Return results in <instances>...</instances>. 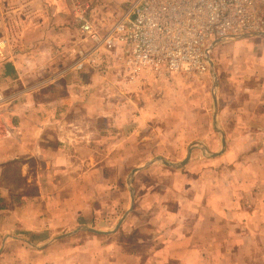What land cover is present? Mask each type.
<instances>
[{"label":"crops","instance_id":"obj_1","mask_svg":"<svg viewBox=\"0 0 264 264\" xmlns=\"http://www.w3.org/2000/svg\"><path fill=\"white\" fill-rule=\"evenodd\" d=\"M75 2L0 0V264H264V79L242 97L228 84L229 95L213 99L226 137L220 155L190 160L139 194L118 170L149 144L151 121L157 136L172 131L146 99L125 93L140 80L121 78L118 60L77 67L90 44L68 16ZM156 164L133 166L132 178ZM220 164L232 177L215 176ZM104 213L113 229L81 227ZM121 226L145 233L142 250L106 239ZM81 230L94 234L74 241Z\"/></svg>","mask_w":264,"mask_h":264},{"label":"rangeland","instance_id":"obj_2","mask_svg":"<svg viewBox=\"0 0 264 264\" xmlns=\"http://www.w3.org/2000/svg\"><path fill=\"white\" fill-rule=\"evenodd\" d=\"M75 1V3H72L73 7L67 6L66 8L70 21L73 19L74 13L75 17H77L78 11L83 10L88 20L94 23L102 33H105L127 14L135 0ZM69 10L70 12H68ZM17 25L16 23L13 27L16 29ZM73 29H79L78 22L74 24ZM79 37V41H81V36L79 35ZM82 42L87 46L90 44L88 48L93 45V43H89V40L83 39ZM77 43L78 41L75 40L76 45ZM210 58L212 65H210L209 71L204 74L179 72L160 80L147 76L139 79V85H130L128 89H124L125 93L136 96L141 101L146 99L148 101L147 109L159 114V118L156 119L157 122L162 125V128L172 131L171 134L167 133L165 136H157L156 128L152 129L156 121H151L147 128L149 132L155 134L146 140L149 144L146 146L140 145V147L136 145L133 152L128 153V161H131L127 170H118L119 175L123 176L121 178L125 180L128 177L129 185L132 186L133 184L132 187L139 190V194L146 191L148 187H153L156 184V177L165 175L172 177L175 169L184 171L188 167L187 164L190 160H211L214 157V153L221 154L223 149L222 132L224 131L218 115L217 121L214 119L216 111L221 112V110L219 105H215L213 99L217 98L223 101L224 97L229 95V91L225 90L228 84H231V90L237 86L239 88L238 96L242 97L243 93H245V86L253 85L264 79V76L261 75V73H264L262 70L264 69V33L221 40L213 47ZM105 62H107L106 64L114 63L113 60H105ZM121 78L124 79V77ZM209 122L213 126L211 135L205 132L207 126L209 127ZM174 130L176 131L175 134H173ZM178 130L181 133L180 135H177ZM163 132H166V130ZM248 138H253L255 141L254 136H248ZM190 149H192L190 158L184 163L183 161L187 158ZM151 162H157L154 168L147 169L145 172H138L137 174L135 172L132 178V170L138 168L136 167L137 165L145 168ZM133 166L136 168L132 169ZM211 169V166L207 168L204 165L202 166L204 171H210ZM164 170L168 172L165 174ZM213 170L215 171V176L232 177L227 168L222 169L221 164L213 167ZM123 200H120L122 205L119 203L118 206V219L123 216L125 205L128 202L127 199L126 201L125 199ZM135 205L136 198L133 208ZM171 207L174 208V206ZM105 215L107 213L102 215V222L97 220L93 226L85 224L81 227L85 229L88 227L102 230L113 229L114 222H107ZM130 225V223L126 224L127 227H130ZM127 227L121 226L119 232L117 230V232L112 233V236H107L106 239L120 240L131 250H142L144 247L138 240L145 233L141 232L139 228L130 230ZM64 234H67V232L55 234L53 239H57L58 236ZM75 234L77 235L73 237L74 241H81L94 233L81 230ZM36 240L39 241V237H36Z\"/></svg>","mask_w":264,"mask_h":264},{"label":"built area","instance_id":"obj_3","mask_svg":"<svg viewBox=\"0 0 264 264\" xmlns=\"http://www.w3.org/2000/svg\"><path fill=\"white\" fill-rule=\"evenodd\" d=\"M77 14L82 38L93 43L80 49L77 67L118 60L129 81L179 72L204 74L216 39L264 33V0H135L105 33L83 10Z\"/></svg>","mask_w":264,"mask_h":264},{"label":"water","instance_id":"obj_4","mask_svg":"<svg viewBox=\"0 0 264 264\" xmlns=\"http://www.w3.org/2000/svg\"><path fill=\"white\" fill-rule=\"evenodd\" d=\"M258 34H263V33H249V34H243V35H227V36H224V37H221V38H218V39H216L215 41H214V43H213V46H215L219 41H221V40H225V39H231V38H241V37H249V36H253V35H258ZM210 65H212V60H211V58H210ZM217 98H215V100H216ZM217 101V100H216ZM215 121H217V111H216V113H215ZM222 144H223V149L226 147V138H225V136L223 135V137H222ZM191 151H192V149H190V151H189V153H188V156H187V158L185 159V161H183L184 163L187 161V160H189V158H190V155H191ZM167 163V162H166ZM136 171V170H135ZM134 171V172H135ZM131 209H132V207H131ZM130 209V210H131ZM125 218V217H124ZM123 218V219H124ZM123 219L120 221V223L117 225V227H116V229H118L119 227H120V225H121V223H122V221H123ZM90 230H92V231H94V232H97V233H107V232H105V231H100V230H95V229H90Z\"/></svg>","mask_w":264,"mask_h":264}]
</instances>
